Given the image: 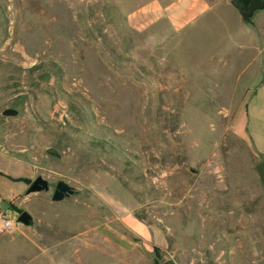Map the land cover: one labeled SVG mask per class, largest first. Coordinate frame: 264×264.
Listing matches in <instances>:
<instances>
[{
  "label": "rangeland",
  "instance_id": "1",
  "mask_svg": "<svg viewBox=\"0 0 264 264\" xmlns=\"http://www.w3.org/2000/svg\"><path fill=\"white\" fill-rule=\"evenodd\" d=\"M144 1L0 0V218L32 216L0 264H264V18L137 32Z\"/></svg>",
  "mask_w": 264,
  "mask_h": 264
},
{
  "label": "crops",
  "instance_id": "2",
  "mask_svg": "<svg viewBox=\"0 0 264 264\" xmlns=\"http://www.w3.org/2000/svg\"><path fill=\"white\" fill-rule=\"evenodd\" d=\"M229 1L230 0H145L126 14L125 22L130 29L137 32L164 26L170 32L181 33L194 26L205 25L210 20L222 25L223 20L220 13L222 11L230 12L229 10L235 11V9L230 6ZM263 13L264 10H261L253 16V18L258 16L256 26L259 28V31L261 30L260 20L264 18V15H261ZM250 24V28L253 27L252 23ZM252 30L253 28L250 29V32ZM130 215L132 214H125L120 222L126 230L142 241L136 233H132L130 230L131 228L128 221L133 220Z\"/></svg>",
  "mask_w": 264,
  "mask_h": 264
},
{
  "label": "water",
  "instance_id": "3",
  "mask_svg": "<svg viewBox=\"0 0 264 264\" xmlns=\"http://www.w3.org/2000/svg\"><path fill=\"white\" fill-rule=\"evenodd\" d=\"M230 6L235 9L240 19L243 22H251L254 14L257 12L264 10V0H230ZM16 111L12 108H7L1 111V115L5 117H13L16 115ZM44 152L58 159L60 157V153L57 149L53 147H47ZM253 170L255 176L257 178L258 183L260 184L263 192H264V158L257 161ZM49 190L48 181L43 178L41 175H37L26 187L22 196L27 197L33 194H37L40 192H47ZM73 187L64 182L63 180H57L54 184V188L50 195V200L53 202H59L65 198H68L73 194ZM15 224H20L23 226H30L32 224V216L25 210H22L18 213L14 220ZM159 264H174L171 259H167L162 261Z\"/></svg>",
  "mask_w": 264,
  "mask_h": 264
},
{
  "label": "trees",
  "instance_id": "4",
  "mask_svg": "<svg viewBox=\"0 0 264 264\" xmlns=\"http://www.w3.org/2000/svg\"><path fill=\"white\" fill-rule=\"evenodd\" d=\"M2 18H3V13H2V10H0V26H1V24H4L5 25V21L3 20L2 21ZM3 25V28H2V31L4 32V30H5V26ZM32 69H35V66H33L32 67ZM58 71L57 72H59V69H57ZM261 160V159H260ZM16 181H19V180H21V179H15ZM25 181V183L26 184H29V181H27V180H24ZM7 206L11 209V210H15L16 212L17 211H20L19 209H16L15 207H12V205L11 204H9V203H7ZM133 216H134V218H136L138 221H140V222H143V219L140 217V216H138V215H136L135 213L133 214ZM152 252L155 254V258H157V255H156V253H157V249L156 248H153L152 249ZM153 264H159V262L157 261V260H153Z\"/></svg>",
  "mask_w": 264,
  "mask_h": 264
},
{
  "label": "built area",
  "instance_id": "5",
  "mask_svg": "<svg viewBox=\"0 0 264 264\" xmlns=\"http://www.w3.org/2000/svg\"><path fill=\"white\" fill-rule=\"evenodd\" d=\"M11 216L10 212H6L0 218V231H8L13 228L15 222L12 221Z\"/></svg>",
  "mask_w": 264,
  "mask_h": 264
},
{
  "label": "flooded vegetation",
  "instance_id": "6",
  "mask_svg": "<svg viewBox=\"0 0 264 264\" xmlns=\"http://www.w3.org/2000/svg\"><path fill=\"white\" fill-rule=\"evenodd\" d=\"M48 184H49V183H48ZM53 188H54V186H53ZM53 188H52V190H53ZM11 211H12V212H10L11 215H15V216H17L18 213L21 212L22 210L17 211V212H16L15 210H11Z\"/></svg>",
  "mask_w": 264,
  "mask_h": 264
}]
</instances>
